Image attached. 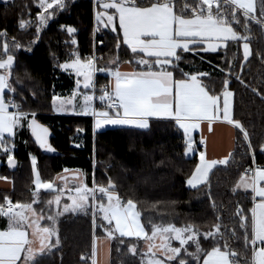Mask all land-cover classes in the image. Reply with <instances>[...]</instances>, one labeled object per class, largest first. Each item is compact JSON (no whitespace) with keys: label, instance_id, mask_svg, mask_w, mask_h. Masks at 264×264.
<instances>
[{"label":"trees","instance_id":"obj_1","mask_svg":"<svg viewBox=\"0 0 264 264\" xmlns=\"http://www.w3.org/2000/svg\"><path fill=\"white\" fill-rule=\"evenodd\" d=\"M101 1L62 0L64 7L54 4L48 8L47 23L41 25L38 14H43L44 9L39 7V0H0V33L6 32V35H0V60L8 54L14 58L13 67L4 71L7 75L10 73L9 82L15 92L7 90L5 97L13 98L22 111L36 114V121L49 129L47 144L52 149L48 152L41 148L28 126L20 137L4 138L5 145L10 149L14 145V149L6 154L0 147V175L9 177L12 186L0 190V204L5 197L14 204H33L36 191L32 157H35L36 170L42 181L53 182L65 168H78L83 174L84 186L90 190L108 187L111 179L114 193L122 202L132 199L136 203L140 221L149 237L154 224L162 227L172 224L178 228L192 226L204 250L210 251L216 242L223 249L227 241V250L239 253L233 259L241 264L246 259L250 261L253 245H245V229L240 227L236 210L239 206L248 217L247 234L250 238L252 192L240 190L236 185L246 167L264 166V150L261 148L264 145V99L261 98L264 95V26L253 21L246 25L242 12L238 14L240 22H232L234 30L247 37L250 43L252 54L247 61L243 60L241 39L228 41L216 52L183 53L178 69L168 66L175 79L184 78L180 69L189 73H207L199 79L212 95H221L224 80L228 79V90L233 92L232 117L246 128L253 148L249 150L243 134L236 128L227 163L214 166L206 181L192 189L186 181L196 167L198 156L186 154L183 131L174 121L152 119L147 130L109 127L94 132L92 117L55 114L53 111L54 95H65L75 85L74 76L59 65L76 57L84 61L94 57L97 70H113L123 62L130 63L136 70H147L136 63L143 55L131 52L123 43L119 29H94V12ZM199 2L175 0L174 10L179 13L187 3L189 7L185 12L189 17L192 5ZM137 3L147 6L150 0H137ZM254 4V14L264 19L261 16L264 0H255ZM21 20L30 23L22 29ZM67 27L76 31L69 34ZM73 40L76 44L72 43ZM4 45H7V51H3ZM111 61L118 63L112 64ZM237 75L243 83L236 78ZM108 83V75L98 70L95 92L101 94V88ZM253 89L257 91L253 92ZM79 133H82V139L77 142ZM8 154L14 155V166H9ZM51 192L42 190L40 195ZM96 196V208L100 202H107L98 191ZM217 224L220 231L215 239H205L204 233L215 231ZM56 227L59 244L55 245L53 241L50 253L39 256L34 264H91L94 238L106 236L112 223L108 224L102 213L97 212L96 226L93 227V202L89 192L87 211L62 214L57 218ZM191 234L185 233L186 236ZM150 244L152 242L143 237L114 234L109 238L108 264H147ZM172 245L182 247L177 241ZM133 246L135 252L130 251ZM195 251L196 244L190 240L182 247L177 259L168 261L162 258L166 264H179L180 259L186 260L187 264H197L188 255ZM202 263L203 253L199 264Z\"/></svg>","mask_w":264,"mask_h":264},{"label":"snow or ice","instance_id":"obj_2","mask_svg":"<svg viewBox=\"0 0 264 264\" xmlns=\"http://www.w3.org/2000/svg\"><path fill=\"white\" fill-rule=\"evenodd\" d=\"M46 0H39V7L44 9L43 14H38L40 24H46L48 16V8H52L51 3L45 7ZM58 7L63 8L62 0H56ZM175 0H150L147 6H140L137 0H104L99 3L98 7L104 11L97 12V18L101 22L107 21L105 27L113 24L115 16L110 14L108 10L114 9L118 14L119 28L123 34V43L128 46L134 55L143 53L136 63L147 70L133 71L130 73L121 72L118 68L113 71L108 69L110 75L114 78V86H105L102 89L103 94L99 97L101 103L105 104L108 109L106 111H96L92 107V96H84L83 114H91L97 117L94 125V131L102 128L104 125H121L136 129L147 130L150 128V121L156 119L172 120L183 130L185 137L186 153L192 151L193 140L191 133L193 129L200 127L201 121L208 122L210 128L214 120L220 118L221 111L223 119L228 124L238 128L243 134L244 140L248 143L250 151L253 150L250 142V134L243 124L234 120L232 117V100L233 92L228 90L229 80H224V90L222 92L223 105L221 107L220 96L212 95L206 90V86L202 83L200 76H206L207 73H189L180 69L184 78L175 79L173 70L179 68V61L183 59V53L189 51L195 53L197 50L204 52H216L217 49L226 45L228 41H239L247 39L240 36L232 27V22L239 23L238 14L242 12L245 18V24L253 21L256 24L264 26V19L258 18L255 13L254 0H200L199 3L192 5L191 17L187 18L185 10L189 7L187 3L179 10L175 11ZM264 16V12L261 13ZM29 21H20V27L23 29ZM63 27V26H62ZM113 30L115 26L113 25ZM247 30V28H246ZM39 31V29H38ZM69 34L76 30L73 27H67ZM6 35V32L0 33ZM76 44V41H72ZM119 46V45H118ZM19 47V45H17ZM243 47V59L247 61L252 54L249 43L245 42ZM7 51V45H5ZM148 58H154L148 59ZM14 58L12 55L7 56L6 61H0V69H11L13 67ZM116 64L118 61H111ZM171 65L173 70H168ZM61 69L67 70L72 68L77 77H83L84 88L94 87L93 71L94 59L81 61L79 57L70 63L60 64ZM243 67V65H242ZM159 68V70H154ZM105 71V69H98ZM8 75L0 74V147L4 152L10 153L14 149L9 148L4 143L5 134L9 137L15 135V129L23 126V122L28 121V127L36 143L41 148L51 151V146L47 144L49 129L39 124L35 119V113H26L21 110V106L16 104L14 99H5L4 91L8 89L14 93L15 89L11 87ZM243 83L242 78L236 77ZM80 81H77L79 85ZM253 89V92H256ZM76 93H73L75 97ZM264 99V95H261ZM59 98L53 97V107L60 110V105L56 104ZM71 100H64L62 104H70ZM9 108H15V111H9ZM115 111V117L111 115V111ZM82 131V130H80ZM264 150V145H261ZM9 166H14V155L7 156ZM201 163L196 166L186 183L192 189L197 188L199 184L208 177L209 170L213 165L225 164L226 160L221 161H205L204 153H200ZM33 171L36 173L37 161L32 157ZM247 171L252 175L249 179H245L241 175L240 182L236 188L251 189L253 195L254 206L249 210L251 212V237L247 234L248 217L244 210L237 207L236 215L240 218V227L245 229V245L251 243V259H247L243 264H264V186L260 185L264 181V166H255ZM37 189H52L53 184L50 182H42L37 173L35 181ZM114 184L109 179L108 187H93L91 190L87 186L76 188V196L70 197L71 204H64L63 213L87 211L89 192H91V200L93 202V227L96 226L97 212L103 214V220L108 224L115 222V232L120 237H143L151 241L158 234L162 238V243L158 246L167 254L168 261L175 260L179 257L182 247L188 241L192 240L196 244V251L188 253L199 264L201 253H203V264H241L233 257H238L239 253L229 251L227 241H225L222 249L218 242L216 246L211 247L210 251L204 250L192 226L178 228L172 224L162 227L152 225V235L149 237L145 232V227L140 221V212L136 210V203L132 199H128L126 203L121 201L118 195L114 194ZM101 193L107 199V204L100 202L98 208L94 205L97 201L96 192ZM235 191V189H234ZM34 197L38 193H33ZM255 197H259L256 202ZM36 201L34 200L33 203ZM5 208L0 205V216L8 218L7 230L0 231V264H18L23 255L22 264H34L36 252L32 244L27 238L25 227H31L33 236L39 237V252L43 253L46 249L51 250V238L56 237V244H59V236L56 225V217L62 215L57 212L55 216L48 215L46 219L51 222V226H41L40 221L44 220V215L37 216L31 204L13 205L11 200L5 197ZM51 205L52 201L48 202ZM57 205L60 204V197L55 199ZM215 207V204H213ZM14 209H19L14 211ZM28 212H32L34 219L29 221ZM220 231V225L215 226V231L204 233L205 239H215ZM174 233L175 239L179 241L182 247H172L169 237L165 234ZM185 233H192L187 235ZM109 237L113 235L112 231L108 233ZM259 244V246H257ZM153 245H149L151 248ZM93 254L95 255V240L93 243ZM186 251V249H184ZM135 252V247L130 248ZM95 264V260H93ZM147 264H164V261L157 259H149ZM179 264H187V261L180 259Z\"/></svg>","mask_w":264,"mask_h":264},{"label":"crops","instance_id":"obj_3","mask_svg":"<svg viewBox=\"0 0 264 264\" xmlns=\"http://www.w3.org/2000/svg\"><path fill=\"white\" fill-rule=\"evenodd\" d=\"M55 4H56V1H55ZM97 10L104 11L103 9H101L99 7L95 9V12ZM95 12H94V29H98L99 27L107 28V29H110L111 31H115L116 29H119L120 34H121V36L123 38L122 31L119 28L118 14H115V10L114 9L108 10V12L110 14H113L115 16V19L113 21V24H109L107 27H105V23L103 25V24H100L98 22V20H97V18L95 16ZM190 17L191 16H189L187 18H190ZM105 22L107 23L106 20H105ZM113 25L115 26V30H113ZM222 47H224V45L219 47L218 49H220ZM141 54L143 55V53H141ZM117 68L121 72H126V73H130V72H133V71H141V70L134 69L133 66L130 63H128V62L121 63L118 67L113 69V71H115ZM62 70L67 72V73H70V74H72L74 76L75 85L73 86L72 90L69 93H67L65 95H54V96H59V98L61 96L63 98H69V99L71 98L72 99V103L63 104L62 108H60L59 111L56 110L53 107L54 113L55 114L75 115V116H90L93 119V131H94V125H95V121H96L97 117L93 118V115L91 114V110L89 111L88 115L83 114V105H84L85 101H84V95H82V93H80V92L84 89L86 94H88V95L93 97L94 103L93 104L91 103V104H92V107L95 108V110H99V111L108 110L105 107V104L101 103L100 100L97 98V93L95 92V81H93L94 87H90V88L85 89L84 88V82H83V84L81 86H77V83H76V77L77 76H76L74 70H72V69H67V70L62 69ZM100 72L103 73L104 75H108V77H109L108 86L109 87L114 86V78H113L112 75H110V72L108 70L100 71ZM5 75H7V74H5ZM7 90L8 89H5L4 96H5V92ZM229 91H231V90H229ZM74 92L76 94L79 92V95L77 97L76 96L73 97V93ZM101 94H103V92ZM219 96H220V102H221V107H222V105H223V96H222V94L219 95ZM5 99H6V97H5ZM231 100H232V109H233V97L231 98ZM15 110H16L15 108H9V111H15ZM111 115L113 117H115L116 114H115L114 110L111 111ZM219 115H220V118L217 119V120H214L212 122L211 128H210L208 122L201 121L200 122V127L197 128V129H193L192 130L191 135L193 136L192 139H193V142H194L193 143V145H194L193 149H195V150H193V153L191 155L196 154L198 156V162H197L196 166L201 163V161H200V153H204L205 161H221V160H226L227 161L228 160L229 154H230V152L232 150V147H233V144H234L236 128L233 125L228 124V122L223 119V112L222 111H221V113ZM153 119H156V118H153ZM26 126H28V121L23 122V126L17 127L15 129V135L12 136V137H16V136L20 137L22 130ZM107 127H108L107 125H104L102 128L96 129L95 131H100V130H103V129L107 128ZM115 127H128V126L117 125ZM5 137H9V136L7 134H5ZM81 139H82V133H79L77 135V142H80ZM196 149H197V151H196ZM216 165H220V164L217 163ZM216 165H213V167L216 166ZM195 169H196V167H195ZM195 169H194V171H195ZM211 169L209 170V173H210ZM80 172L81 171L78 168H65L63 170V172L60 175H58L57 178L53 181V184H55V190L54 191L50 190L52 192L49 195L43 196L45 198H48V196L50 197V201H52L50 208L48 206L49 203L47 202V200L41 201V202L39 201V202L33 203L34 208L38 211V212L35 211V213H38V215H41V214L45 215V213L48 212L51 215L55 216L56 213L59 211L62 214H65V213H63L64 204H66V203L67 204H71L72 200L70 199V197H75L76 196L75 189L84 186V183H83L84 177H83V174L80 173ZM191 176H192V174H191ZM191 176L189 178H191ZM244 177L247 180L251 176H244ZM205 181H203V182H205ZM260 185L264 186V181H261ZM11 186H12V182H11L10 178L7 177V176L0 175V190L10 189ZM238 189L243 190V191L252 192L250 188L249 189H245V188L241 187V188H238ZM253 195L254 194L252 193V198H253ZM57 196L60 197V204L59 205H57L55 203V199H56ZM256 198L260 200V198L255 197V199ZM45 204H48V205L45 206ZM252 207H253V204H252ZM28 213L30 214V212H28ZM58 217L59 216L56 217V221H57ZM32 219H34V218H32ZM8 223H9L8 218L0 216V231L7 230ZM44 225H45V227H48L47 222ZM41 226H43V225L41 224ZM25 229H26V232H27V238L30 241H33L32 247H33L34 251L36 252V259L39 256H42V255L50 253L51 250L49 251L47 249L43 253H40L39 252V248H40V239H39V237L33 236V230H32L31 227H25ZM170 234H172V233H168V234H165V235H167L169 237ZM96 238L97 237L94 238L95 241H96ZM174 241L175 240H171L169 238V242H170L171 245H172V243ZM93 243H94V241H93ZM156 243L157 244L158 243H162V240H161V242H158V241L155 242V245L158 247L159 245H157ZM96 245H95V255L94 254L92 255L91 264H93V260H95V264H108V262H109V241H108V262L100 261L99 256H98V251L96 249ZM93 251H94V248H93ZM163 254H164V258H167V254L165 252H163ZM22 260H23V255L21 257V261H18V264H22Z\"/></svg>","mask_w":264,"mask_h":264},{"label":"rangeland","instance_id":"obj_4","mask_svg":"<svg viewBox=\"0 0 264 264\" xmlns=\"http://www.w3.org/2000/svg\"><path fill=\"white\" fill-rule=\"evenodd\" d=\"M56 1V0H55ZM55 1L54 0H46V3H45V7L47 8V4H49V3H51L53 6H54V4H55ZM255 1V0H254ZM102 2H104L103 0L101 1V2H99V3H102ZM98 11H102V10H97L96 12H95V16H96V18H97V12ZM97 20H98V18H97ZM98 22L100 23V24H103L104 25V23H106L105 21H103V22H101L100 20H98ZM245 42H247V43H249V41H247V40H245V39H242V42H241V52H242V55H243V47H242V45H243V43H245ZM249 47H250V51H251V46H250V43H249ZM3 51H5V45H4V47H3ZM9 55V54H8ZM8 55H6L3 59H1L0 61H6L7 60V56ZM251 56V55H250ZM77 58V57H76ZM76 58H74V59H76ZM73 59V60H74ZM90 59H95L94 57H92V58H90ZM148 59H153L154 60V58H148ZM244 60V59H243ZM82 62L84 61V60H81ZM14 62V61H13ZM71 62V61H70ZM69 62V63H70ZM94 67H95V62H94ZM68 69H72V68H68ZM96 69V68H95ZM5 69H0V74H6L5 73V71H4ZM73 70V69H72ZM98 70H94L93 71V81H95V73L97 72ZM80 81V83H79V85L77 84V86H81L82 84H83V77H76V83H77V81ZM80 93H82V95H88V94H86V92L84 91V89L80 92ZM79 95V92L75 95L76 97ZM102 94H97V98L99 99V97L101 96ZM90 96V95H89ZM56 97H58L59 98V96H56ZM64 100H71L72 101V99L70 98H63L62 96L56 101V104L57 105H60V108H62V106H63V104H62V101H64ZM54 103V102H53ZM91 103L93 104L94 103V100L92 99V101H91ZM96 111H98L99 112V110H96ZM93 118H95V116H93ZM108 127L107 128H109V127H115V126H117V125H107ZM191 137L193 138V136L191 135ZM193 140V139H192ZM193 147H194V145H193ZM45 150H47L48 152H51V151H49L47 148H45ZM193 150H195V149H192V151H189V152H187L186 154L188 155V156H190L192 153H193ZM196 151H197V149H196ZM33 166V165H32ZM37 170H36V173H34V171H33V175H34V186H35V191H36V193H38V195L37 196H35V201L36 202H41V201H43L44 200V197L43 196H41L40 195V192L42 191V190H45V189H37V187H36V183H35V181H36V179H37ZM81 173V172H80ZM39 179H40V177H39ZM41 180V179H40ZM42 181V180H41ZM42 182H49V181H42ZM50 183H52L53 184V182H50ZM75 183V182H74ZM47 190H52V191H54L55 190V184H53V188L52 189H47ZM47 190H45V191H47ZM259 198V197H258ZM45 200H47V202H49L50 201V197L48 196V198H46ZM44 200V201H45ZM256 200V202H259L258 200L259 199H255ZM35 202V203H36ZM105 204H107V202L105 203ZM32 205V207H33V209L36 211V212H38L35 208H34V206H33V204H31ZM48 204H45V206H47ZM49 206V208H50V206L51 205H48ZM253 206H254V202H253ZM19 209H17V211H18ZM27 215H28V218H29V221H31L32 220V218H35V217H33V214H32V212H30V214L29 213H27ZM36 215L37 216H39L38 215V213H36ZM48 215H51L50 213H45V215H44V217H45V219L44 220H41L40 221V224H42L43 226H45L44 224H46V222H47V224H48V226H51V222L50 221H48L47 219H46V217L48 216ZM103 215V214H102ZM55 227H56V225H55ZM57 228V227H56ZM25 231H26V229H24ZM110 231H112L113 232V235L114 234H119L118 232H115V222L113 221L112 222V229L110 230ZM108 233H109V231L107 232V235L106 236H103V237H97L96 238V241H95V245H96V249H97V251H98V256H99V259H100V261H102V262H108V241H109V235H108ZM187 236L185 235V238H186ZM169 238L171 239V240H175V241H177L176 239H175V234L174 233H172V234H170L169 235ZM161 240H162V238H161V236H159V234L154 238V239H152L151 240V242H152V245H153V247L151 248V250L148 252V255H147V257H146V262H148V260L149 259H157V260H162V261H164V264H166V262H165V260H163V258L162 257H164V254H163V252H164V250H162L160 247H157L156 245H155V242H161ZM53 241H55L54 242V244L56 245V237L55 236H53L52 238H51V243L53 242ZM177 242H179V241H177ZM157 244V243H156ZM161 243H158L157 245H160ZM172 246V245H171ZM257 246H259V244H257ZM172 247H177V246H172ZM166 256V255H165Z\"/></svg>","mask_w":264,"mask_h":264},{"label":"built area","instance_id":"obj_5","mask_svg":"<svg viewBox=\"0 0 264 264\" xmlns=\"http://www.w3.org/2000/svg\"><path fill=\"white\" fill-rule=\"evenodd\" d=\"M105 86H106V85H103L102 89H103ZM8 99H13V98H8ZM8 99H7V100H8ZM252 167H255V165H252V166H250V167H246V168L244 169V171H243L244 176H251V175H252L251 172L247 171L248 169H250V168H252ZM9 200H10V199H9ZM12 204H13V205H16V204H14V203H12ZM0 205H3L5 208L8 207V205L5 203V200H4V202L1 203ZM14 211H17V209H14Z\"/></svg>","mask_w":264,"mask_h":264},{"label":"water","instance_id":"obj_6","mask_svg":"<svg viewBox=\"0 0 264 264\" xmlns=\"http://www.w3.org/2000/svg\"><path fill=\"white\" fill-rule=\"evenodd\" d=\"M40 124V123H39ZM42 125V124H41ZM44 126V125H43ZM50 135V134H49ZM49 135H48V138H47V142H48V139H49Z\"/></svg>","mask_w":264,"mask_h":264}]
</instances>
